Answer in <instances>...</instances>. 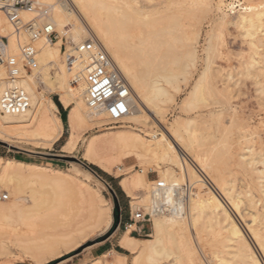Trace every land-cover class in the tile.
<instances>
[{
  "label": "bare ground",
  "instance_id": "6f19581e",
  "mask_svg": "<svg viewBox=\"0 0 264 264\" xmlns=\"http://www.w3.org/2000/svg\"><path fill=\"white\" fill-rule=\"evenodd\" d=\"M72 1L73 6L66 0H38L48 7V20L59 32V37L51 42L43 38L36 41V64L29 73L22 71L17 80L29 93L30 109L23 114L0 113V127H14L27 139L50 145L62 131V122L57 115L58 106L50 97L51 93L57 94L60 104L68 108L70 133L62 146L64 149L75 146L79 126L88 123L101 125L109 121L103 111L86 104V59L76 55V59L60 61L62 36H68L74 45L67 49L72 54H75L77 44L94 39L103 45L127 81L131 91L130 111L115 122L121 124V129L89 136L82 155L104 172L119 177V185L130 197L132 208L142 205L145 212L151 214V238L130 235L135 225L129 223L118 239L120 247L132 255L130 264H211L187 235L190 228L197 231L200 227L209 235L213 233V239L219 246V251H216L220 254L219 258L216 257L217 264H263L253 242L219 194L241 219L249 217L247 230L264 256V151H253L251 145L241 148L237 163L249 178L242 189H237L231 179L212 174L210 178L203 170L208 165L193 146H199L211 135V127L217 130L223 127L222 114L224 116L223 112L232 108L228 93H239L246 79L254 83L258 94L264 93V0H186L177 14L171 13L174 11L172 6V11H167L166 0L159 3L157 8L153 6V10L141 3L150 0ZM192 2L201 3L205 6L202 8L211 11V32L207 34L205 48L202 47V69L193 78L186 95L177 103L179 113L167 120L165 112L176 101L173 93L180 89L178 81L186 85L193 73L198 71V60H201V53L197 52L199 30L193 29L188 34L180 28L184 25L181 23V18H185L183 15L195 17V12H199V9L195 11L190 8ZM147 3L149 5L151 2ZM228 7L235 10L231 16ZM30 16L28 12L22 13L24 19ZM229 28L238 31L247 51L238 69L222 72L219 65L209 64V51L212 54L217 48V40L214 42L216 46L212 43L218 35L216 32ZM0 31L7 33L8 50L18 56L19 44L26 42L28 35L24 34L20 40H16L12 25L1 12ZM216 77L222 78V89L215 82ZM8 83L6 72L0 67V95ZM204 88H211L213 97V108L207 110L206 114L195 110L198 109L200 90ZM132 157L141 165L139 170L128 171L125 168L124 162ZM148 171L157 172L159 179L150 180ZM87 174L92 175L90 172ZM67 176H70L69 179ZM65 180L67 189L75 187L80 194L79 200L86 206L87 215L73 231L56 235H36L34 232L29 239L25 238L28 242H23L26 243L24 245L21 243L22 249L26 251L24 253H29L27 256L30 255L34 264H42L60 254L62 248L67 250L78 245L87 232L95 229L99 233L107 231L112 222L111 207L96 189L60 169L0 156L1 185L14 184L17 187L23 181H30L40 186L32 188L21 201L12 203L9 206L11 213L0 206L3 219L12 214L23 218L26 212L30 213V210L46 202L51 209H58L57 205L63 203L60 202L62 197L58 189L62 185L66 189ZM183 180H186L188 187L199 184L200 191L195 189L193 192L191 187L184 190L180 184ZM158 181L166 185L162 191L155 189ZM45 186L48 189L43 188ZM158 204L166 205L167 211H157ZM171 245L175 246V250ZM124 257L119 252L107 251L87 264H102L104 261L107 262L105 264H124Z\"/></svg>",
  "mask_w": 264,
  "mask_h": 264
},
{
  "label": "rangeland",
  "instance_id": "374dc122",
  "mask_svg": "<svg viewBox=\"0 0 264 264\" xmlns=\"http://www.w3.org/2000/svg\"><path fill=\"white\" fill-rule=\"evenodd\" d=\"M168 1L169 0H166V4H168L167 11L171 12L172 9H174V11L176 12L172 11L171 13L177 14L179 13L178 11L179 8H181L182 3H184V1L186 0H174L175 2H173V0L169 2ZM231 1L232 0H226V2ZM147 2L151 3H149L148 5ZM155 2L158 4L155 5ZM161 2H164V0H150L144 2L141 1V3H145L144 5H147L148 9L151 8L150 10L154 9H152L153 6H156L157 8L159 6V3ZM70 4L73 6L74 2L70 0ZM236 4L237 2L234 3V5ZM202 6L205 7L201 3L192 2V4H190V8L195 9V11L199 9V12L196 11V16L194 17L191 15L189 16L190 18L188 17V15H183L185 18H181V23H184V25L181 24L183 26L180 27L188 34H190L193 29L199 30V43H197V52L199 51L198 54L203 53L202 47L205 48V44L207 43V34L211 32V11L205 10V8H202ZM233 7L227 8L228 14L230 16L231 13L235 11L233 9H230ZM235 8H237V6ZM194 25H196L197 27H194ZM221 30L222 31L219 30V32H216V34L218 35L214 38V41L212 40V43L214 44L216 39L217 41L215 44L218 43V45L216 46L214 44L217 47L213 50L214 52L212 51L214 54H211V51H209V64H211L210 62H212V66L219 65L218 67H222V72H225L229 69H238L240 67L242 58L246 55L247 48L245 44L240 41L238 31L236 29L229 28L227 31H225V29ZM6 34L7 33H5L4 31H0V35ZM67 37L68 36H66V38L65 36H62L64 43H61L62 48L60 46L62 53V56L60 57L61 62H63L64 60V46L67 47V49L71 46H74L71 44L69 38ZM216 50H218V52ZM201 54H199V59L201 60H198V71L193 73V76L189 80V82H187V84L185 85L184 82H181L180 80L178 81V85L180 84V92H174L173 89H170V91H173L174 93H172L176 95V101L172 103L168 107V109H166L167 111L165 112V119L171 120L173 116L179 113L177 103H179L181 99L186 95V91H188L190 85L193 83V78L197 76V73L203 67L204 59L202 56L204 55V53L202 55ZM212 55H214V57L216 58H214ZM212 58L215 59V61H211ZM209 66L211 69V65ZM215 82L218 84L219 89H222L224 87L221 77H216ZM200 95L197 100L198 109L195 110L206 114L213 108V105H211V101L213 98L211 97V88L201 89ZM228 95L230 97L229 105L232 108L224 111V116L222 114V120L224 119L223 121L226 123H224L223 125L224 128L220 127L217 130L214 127H211V135H208V132H205L204 134L208 135L207 138H205L202 144H200L199 146L194 145L193 149L199 154V157L204 160L206 165H208V167L203 168V170L210 178L211 174L221 175L227 180L231 179L234 182L235 188L242 189L245 186L249 175H246V173L242 171L243 169L240 168L241 166L238 164V154L241 151V148L245 145H251L253 151H264V93L258 94L255 91L254 83L246 79L245 85L241 87V91L239 93H236L235 95L228 93ZM50 97L53 101H55V103L58 102L60 104L57 94L51 93ZM62 109L63 110L61 111L58 108L57 111V115L59 117V112L62 114V131L60 136L56 140L51 142L50 145H41L33 140L27 139L19 133L18 129H15L14 127H0V156L3 158H12L15 160L26 161L28 163L43 164L49 167L51 166L53 168L60 169L73 177L75 176L79 180L84 181L91 188L96 189L107 200V203L111 207L112 222L107 231L99 233V230L95 229L93 231L87 232L85 237L79 242L78 245L67 250L62 248L60 254L49 258L42 264H87L96 257H101L107 251H115L124 254V264H130L132 255L129 251L120 247V245L118 244V239L124 231V224L130 223L132 213H134L135 210L139 209L143 212H145L146 210L142 205L132 208L130 206V197L121 189L119 185V177L114 174L104 172L98 166L85 160L82 155L84 144L89 136H91L92 134H99L110 130L121 129V124L105 121L100 123L101 125L88 123L89 125L86 124L83 126H79V128H77L76 130L78 139L75 146L69 150L64 149L62 148V146L69 136L70 128L67 123L68 108H64L62 106ZM229 120H233L231 122L235 123L232 124ZM91 166L96 168L97 170L92 169ZM124 166L128 171H133L139 170L141 165L137 163L136 158L132 157V159L126 160L124 162ZM195 168L198 170V166H195ZM87 172H90L92 175H88ZM147 175L150 180L159 179L158 174L155 171H148ZM67 177L69 179L70 176ZM70 179H72V177ZM67 180H65V183L67 182ZM72 183L73 182H71V185H73ZM180 184L187 185V182L186 180H183L180 182ZM65 186L66 189L63 185L61 187L62 189H58V192H61L60 196L62 197V201L60 200V202H63H59L62 206L60 204L57 205L58 209H51L50 204L46 202L44 205L30 210V213L26 212L24 214L26 218H20L16 214H12L6 219H3L0 216V264H34L30 255L27 256V254L29 253H24L26 251L22 249L21 243L24 245L26 243L23 242H28V240L26 239V241L25 238L28 237L29 239L30 235L35 233L36 235L37 233H39L38 235H56L65 231H73V229H76V227L80 225L79 221L83 222L85 220V217L83 218V216H85V214L87 215V211L85 209L86 206H84V204L82 205V203L80 202L81 199L79 200V198H81L80 194L74 186V188H71L70 186L71 189H67V183ZM39 187L40 186L38 183H33L30 181H23L17 187L14 186V184L11 186H3L0 184V206L5 212H9V206L12 203L21 201V198L28 195L32 188L34 189ZM190 187L191 189L193 188V192H195L196 190L200 191L201 189V187H199V184L197 183L190 185ZM43 188L48 189L47 186ZM4 196H6L7 198H3ZM46 196L48 195H45V197ZM114 197H116V200L114 199ZM219 197L225 203L235 220L240 224L247 237L251 239L255 250L257 251L259 257L261 258V261L264 264V256L247 230L246 225L249 223V217L246 216L241 219L239 214L232 210V207L229 205L226 199L220 196V194ZM12 211H14V209ZM244 219L247 221H245ZM120 222H122L121 225L119 224ZM151 232L152 228L150 222L145 224L144 232H142L141 234L130 233V235L136 238H151V236L149 235V233ZM207 233L208 232L206 230L200 227V229L197 231L196 229L194 230V228H190L187 232V235L189 239H191V241L195 243L194 245L198 249V251L201 254H204L205 258L208 259L209 263L217 264L216 261H218L217 258H219V253H216V251H219V246L213 239V233L211 235ZM23 236L25 237L23 238ZM209 239L211 240V243ZM171 247L175 250L174 245H171ZM111 257L112 255H110L109 260L111 259ZM209 259L211 262L209 261ZM105 263L107 262H102V264Z\"/></svg>",
  "mask_w": 264,
  "mask_h": 264
},
{
  "label": "built area",
  "instance_id": "2783aa9c",
  "mask_svg": "<svg viewBox=\"0 0 264 264\" xmlns=\"http://www.w3.org/2000/svg\"><path fill=\"white\" fill-rule=\"evenodd\" d=\"M0 12L12 25L16 40H20L24 34L28 35L26 42L19 41L18 56L8 50V36L0 35V67L4 69L9 80L0 95V113L23 114L30 109V96L17 82L18 76L22 71L29 72L36 64L38 54L36 41L39 38L54 41L58 38V32L48 20V7L40 4L38 0H0ZM23 12H28L31 16L24 19ZM74 52L75 54H72L64 46L63 56L66 62L76 59V55L86 59L85 71L88 80L86 104L98 111H103L110 122L119 121L130 111L131 91L116 64L103 45L92 38L77 44ZM182 187L186 191L190 188L187 185ZM164 188H166L164 183L160 181L156 183L155 189L162 191ZM156 210L166 212V205L158 204ZM150 222L149 212L135 210L130 219V223L135 225L132 233L141 234L144 232L145 224ZM126 226L127 223L124 224V229Z\"/></svg>",
  "mask_w": 264,
  "mask_h": 264
},
{
  "label": "trees",
  "instance_id": "16d2710c",
  "mask_svg": "<svg viewBox=\"0 0 264 264\" xmlns=\"http://www.w3.org/2000/svg\"><path fill=\"white\" fill-rule=\"evenodd\" d=\"M56 104H57L58 108L62 111V110H63V109H62V106H61L58 102H56ZM91 168L97 170L96 168H94V167H92V166H91ZM100 172H101V171H100ZM104 174H105V173H104Z\"/></svg>",
  "mask_w": 264,
  "mask_h": 264
},
{
  "label": "crops",
  "instance_id": "0c3cea01",
  "mask_svg": "<svg viewBox=\"0 0 264 264\" xmlns=\"http://www.w3.org/2000/svg\"><path fill=\"white\" fill-rule=\"evenodd\" d=\"M60 118L62 120V114L59 112ZM114 199L116 200V197H114ZM122 222H120L119 224L121 225Z\"/></svg>",
  "mask_w": 264,
  "mask_h": 264
}]
</instances>
